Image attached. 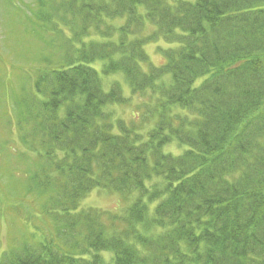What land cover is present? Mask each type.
<instances>
[{
  "label": "trees",
  "instance_id": "obj_1",
  "mask_svg": "<svg viewBox=\"0 0 264 264\" xmlns=\"http://www.w3.org/2000/svg\"><path fill=\"white\" fill-rule=\"evenodd\" d=\"M59 9L79 47L29 74L37 166L11 203L28 225L49 220L52 234L10 243L0 264H264V0H64ZM113 19L123 22L105 25ZM146 21L156 30L142 38ZM159 38L170 47L155 66L143 48ZM145 95L138 126L116 115ZM174 141L181 153L164 152ZM95 188L133 196L110 229L103 213L79 208Z\"/></svg>",
  "mask_w": 264,
  "mask_h": 264
},
{
  "label": "rangeland",
  "instance_id": "obj_2",
  "mask_svg": "<svg viewBox=\"0 0 264 264\" xmlns=\"http://www.w3.org/2000/svg\"><path fill=\"white\" fill-rule=\"evenodd\" d=\"M40 1H43L42 4ZM62 1L64 0H0V211L9 219V226L3 221L0 224L1 251L8 248L10 243L15 247L27 238L28 241L37 242L43 233L52 234V223L49 220L45 221L44 217L33 218L31 225H28L23 219V209L18 212L11 203L12 200L21 199L27 194L26 189L29 187L26 179L35 173L34 168L37 166L32 153L38 149L37 142L33 144V138L29 135L34 125L33 105L37 100L33 96L32 75L29 74L31 71H41L46 66L50 68L62 64L67 57L73 56V51L79 47L78 42L72 39L73 31H69L70 17L66 15L64 19L61 9L54 10ZM122 22L123 19L107 20L105 25ZM80 25L79 21L78 27L75 25L76 30ZM155 30L156 27L146 21L139 33L143 38ZM89 38L98 39L95 35ZM168 47L170 46L159 38L146 43L143 49L150 63L160 66L164 63L161 52ZM91 65L98 69L100 63ZM142 68L145 69L146 65H142ZM114 78L118 79V76L102 77L106 89L109 81ZM124 91L129 95L128 91ZM32 96L33 101L28 107H33L28 113L24 103ZM36 99L43 100L44 96L38 95ZM142 101H146V95L141 98L134 96L125 105L113 108L116 115L124 119L126 124L135 122L138 126V116L144 110L140 109ZM183 148L174 141L164 148V152L178 155ZM132 198L133 196L125 200L126 198L118 193L95 188L81 200L79 208L94 209L97 214L103 213L105 228L110 229L116 226V221L113 222L110 216L122 215ZM2 200L5 203L2 204ZM27 204L29 203L25 200L24 205ZM36 208L38 209V205ZM33 209L34 205L32 211ZM33 223L37 230H34ZM102 256L108 261L111 254L105 252Z\"/></svg>",
  "mask_w": 264,
  "mask_h": 264
}]
</instances>
